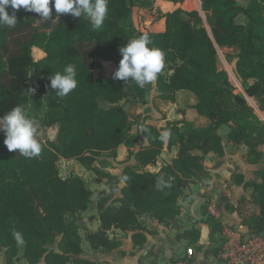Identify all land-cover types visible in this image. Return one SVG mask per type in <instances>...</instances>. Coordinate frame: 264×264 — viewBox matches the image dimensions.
Listing matches in <instances>:
<instances>
[{"label":"trees","instance_id":"obj_1","mask_svg":"<svg viewBox=\"0 0 264 264\" xmlns=\"http://www.w3.org/2000/svg\"><path fill=\"white\" fill-rule=\"evenodd\" d=\"M133 5L134 0H108L107 15L99 30H93L83 16L57 17L53 10V17L45 20L23 8H7L9 14L15 11L17 24L0 25V116L17 105L27 110L31 86L36 109L40 110L41 98L47 97L48 109L58 118L37 119L39 127L48 126L55 134L53 139L38 140L42 150L34 158L8 151L0 131V248L4 249L5 264H17L18 243L13 229L23 237L22 257L27 264H99L83 255L82 238L65 219L70 215L74 221L76 214L88 208L90 191L81 176H61L60 158L78 159L90 168L98 155L113 152L120 144L134 156L136 166L126 165L122 170L124 185L119 196L109 201L117 189L113 186L109 197L99 198V227L85 234L92 248L112 250L120 241L110 237V230L132 232V243L137 247L146 241L142 216L169 223L179 215V199L188 179L196 175L185 161L210 151L223 153L217 133L223 122L218 120L220 115H229L235 135L256 154L250 141L253 131L246 127L245 120L255 112L247 97L264 113V39L255 32L252 15L258 7L264 9V0H201L205 20L197 9L177 8L165 14L156 10L154 20L163 18L165 28L145 32L152 41L149 47L164 53L163 72L156 79L158 97L173 100L176 91L188 90L197 102L181 109V113L191 110L206 121L203 128L190 129V141L179 126L181 121H168L163 128L142 123L141 132L148 144L136 152L130 148L137 136L128 133V115L120 103H144L148 84L140 88L134 81L113 79L121 58L118 48L134 37L127 28ZM239 15L250 21H237ZM39 19L44 22L37 24ZM218 50L228 62L235 63L243 92H236L227 72L219 68ZM69 63L76 66L77 87L61 98L50 88L49 76ZM105 63L110 67L100 73ZM166 131L170 132L167 147H177L171 163L161 158ZM195 149L200 153H192ZM158 162L161 165L157 171L145 169ZM95 172L111 179L106 172ZM161 178L164 184L158 187ZM257 179L244 183L252 189L250 202L255 208L244 222L251 231L264 234V170L257 172ZM234 180L243 181L239 174ZM206 221L219 227L210 216ZM57 234L62 236L58 249L49 248ZM183 236L195 241L199 232L192 228Z\"/></svg>","mask_w":264,"mask_h":264},{"label":"crops","instance_id":"obj_2","mask_svg":"<svg viewBox=\"0 0 264 264\" xmlns=\"http://www.w3.org/2000/svg\"><path fill=\"white\" fill-rule=\"evenodd\" d=\"M155 8L160 13L165 14L177 8L185 11L196 9L192 0H178L171 2L167 0H134L131 16L127 21L128 27L135 30L134 37L145 31L160 32L165 28L163 18L154 20L150 11ZM261 13V16L259 14ZM255 17V32L264 39V9H258L252 13ZM244 16V15H241ZM245 17V16H244ZM247 18V17H245ZM247 21H239L248 23ZM106 64V63H105ZM161 72H163L161 70ZM170 73V72H169ZM159 90L156 81L149 83L146 87L144 103L135 101H122L129 120L128 133L136 135L137 139L130 148L132 152L146 146L147 139L141 132V124L148 123L158 128L166 126L168 121H181L179 126L186 133V139L190 141V129L203 128L204 119L196 115L194 111L188 110L185 114L181 109L194 105L197 102L195 95L188 90H178L174 94L173 100H162L158 97ZM261 111H258L260 113ZM218 120L223 121L218 127L217 133L221 138L223 153L218 154L210 151L201 158H190L185 161V165L196 175L191 176L186 184L184 194L179 199L180 213L169 223L159 222L155 217L142 216V224L145 228L146 241L143 245L134 247L131 239L132 232H123L119 229L109 231L110 237H115L120 241L117 248L104 250L92 248L81 231L78 234L83 238V255L99 264H219L220 246L223 242V230L230 228L233 230V237H238L250 230L244 219L255 212L254 206L250 202L252 189L244 187L247 181H259L257 172L264 170V122L255 123L251 127L246 122V127L253 131L250 139L255 153H250V147L243 138L235 135L232 130V123L229 115L224 113ZM184 121V122H182ZM202 123V124H200ZM192 153L199 154L195 149ZM102 154H108L113 169L102 170L95 165L97 159ZM177 154V147H167V138L161 152V158L167 163H171ZM79 161L78 159L60 158L58 162ZM80 162V161H79ZM136 166L133 155L129 154V149L125 144H120L113 152H102L95 158L90 168L80 165L79 172H72L70 175H79L85 182V175L92 174L97 179L98 194L100 197L108 196L113 186H116L115 193L110 197H118L120 189L124 185L121 178L123 168L126 166ZM161 163L147 166L149 171H157ZM106 172L111 179L100 177L95 170ZM239 174L242 183L234 180V175ZM91 191V188L86 182ZM97 194V195H98ZM90 205L80 214L88 216L84 218L86 232L96 231L99 227L97 201L90 193ZM90 203V204H91ZM209 206L213 208L214 214L209 211ZM212 217L219 227L214 228L207 222V217ZM194 228L199 232V238L190 241L184 232ZM71 264V263H68Z\"/></svg>","mask_w":264,"mask_h":264},{"label":"clouds","instance_id":"obj_3","mask_svg":"<svg viewBox=\"0 0 264 264\" xmlns=\"http://www.w3.org/2000/svg\"><path fill=\"white\" fill-rule=\"evenodd\" d=\"M107 4L108 0H0V25L14 27L17 24L15 11L12 14L7 11L11 7L13 10L23 8L35 12L45 20L53 17V10L57 17L60 14H70L76 18L83 16L90 22L93 30H99L107 15ZM151 44L152 41L145 32L120 46L118 51L121 58L113 79L124 82L131 80L140 88L155 82L164 66V53L159 48L149 47ZM76 75V66L66 64L62 71L49 76L50 88L56 91L58 97H66L77 87ZM0 131L4 134L3 143L8 151H17L27 158L38 157L41 153L38 121L29 117L23 106H14L0 116ZM169 135L170 132L163 133L164 138ZM162 184L164 181L161 178L157 186ZM12 235L18 244L24 243L20 232L13 229Z\"/></svg>","mask_w":264,"mask_h":264},{"label":"rangeland","instance_id":"obj_4","mask_svg":"<svg viewBox=\"0 0 264 264\" xmlns=\"http://www.w3.org/2000/svg\"><path fill=\"white\" fill-rule=\"evenodd\" d=\"M194 2V6L195 8L199 9V0H192ZM260 17L261 13L259 14ZM237 21H247V18H245L244 16L239 15L237 18ZM44 20L39 19L37 21V24L43 23ZM127 28L129 29L128 25ZM131 32L133 34H135V30L130 29ZM218 64H219V68L221 70H225L229 77L234 81L237 82L235 80V71H234V63L233 62H226L224 60V55L222 51H218ZM110 67L109 64H104L103 68L100 70V73H103L104 71H106L108 68ZM238 83V82H237ZM238 85V84H237ZM30 89H32V87L30 86ZM29 89L28 91V96H30V98L28 99V103H27V114L29 117L34 118V119H38V120H51V119H57L58 116L51 110L48 109V103H49V99L47 97H42L41 98V106H40V110H37L35 107V102L33 101V96H34V92H32ZM240 90L236 89V92H239ZM251 105H254L253 102H251V100H249ZM245 122H249L248 125H250L251 127L254 126L255 123H260V122H264V113L260 112L258 113L257 110H255V112H251V114L247 117V119L245 120ZM202 124V123H200ZM39 127V126H38ZM39 130L42 131V133L39 135L38 140H42L45 141V139L50 138L53 139L54 137V132L48 128V126L46 127H39ZM110 157L108 154H102L101 156L98 157L95 165L99 166V168H102V170H108V169H113L114 170V166L111 165L110 160L107 161L105 158ZM80 165H82L81 162L79 161H72V162H58V168H59V172L61 174L62 177L66 178L68 177L72 172H79L80 171ZM85 179L87 184L89 185V187L91 188L90 193L92 194L93 198L96 200L98 195L100 197V194H98V188L100 186V184H97V179L95 176H93L92 174L85 175ZM96 181V182H94ZM98 194V195H97ZM92 203L90 204L91 207ZM76 218H74V221H72V219L70 218V215L65 216L66 222L68 223V225H70V229H75L76 231H81L84 234H86L85 229L88 230V228L84 227V218H86L88 216V212H86V214H76L75 215ZM85 228V229H84ZM83 237V238H84ZM82 238V239H83ZM62 236L61 234H57L54 243L49 245V248H53V249H58V245L61 242ZM83 242V240H82ZM23 249H24V243L23 244H18V254L17 257L14 259L15 262L17 264H27L24 259H23ZM5 255H4V249L0 248V264H5Z\"/></svg>","mask_w":264,"mask_h":264},{"label":"built area","instance_id":"obj_5","mask_svg":"<svg viewBox=\"0 0 264 264\" xmlns=\"http://www.w3.org/2000/svg\"><path fill=\"white\" fill-rule=\"evenodd\" d=\"M199 2V9L202 17L203 11L201 9V0ZM156 10L153 8L150 13L155 16ZM205 20V18H204ZM220 51V50H218ZM224 60L228 62L225 57ZM234 63V62H233ZM234 71H235V63H234ZM228 74V73H227ZM229 76V75H228ZM235 80L238 82H234L230 77V80L235 84L236 89L243 92L242 85L239 79L234 74ZM238 84V85H237ZM247 100H251L254 105L255 110L260 111L255 105L252 98L247 97ZM209 211L214 214L213 208L209 206ZM233 230L230 228H226L223 230V242L220 246V252L218 255L219 264H264V234H257L251 230L243 232L242 234H238V237H233Z\"/></svg>","mask_w":264,"mask_h":264},{"label":"water","instance_id":"obj_6","mask_svg":"<svg viewBox=\"0 0 264 264\" xmlns=\"http://www.w3.org/2000/svg\"><path fill=\"white\" fill-rule=\"evenodd\" d=\"M42 133V131H39V135ZM39 137V136H38ZM76 176V175H75ZM35 210L38 211V204L35 206Z\"/></svg>","mask_w":264,"mask_h":264}]
</instances>
